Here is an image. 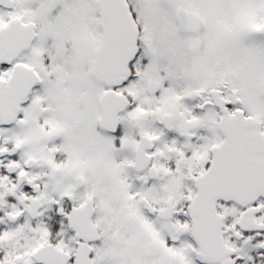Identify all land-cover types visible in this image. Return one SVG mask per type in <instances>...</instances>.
I'll return each instance as SVG.
<instances>
[{
    "label": "snow or ice",
    "instance_id": "snow-or-ice-1",
    "mask_svg": "<svg viewBox=\"0 0 264 264\" xmlns=\"http://www.w3.org/2000/svg\"><path fill=\"white\" fill-rule=\"evenodd\" d=\"M0 264H264V0H0Z\"/></svg>",
    "mask_w": 264,
    "mask_h": 264
}]
</instances>
